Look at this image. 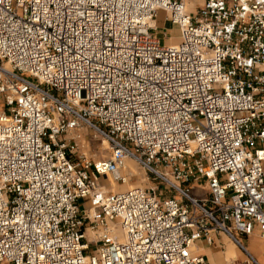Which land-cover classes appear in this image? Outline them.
Masks as SVG:
<instances>
[{
	"label": "built area",
	"instance_id": "1",
	"mask_svg": "<svg viewBox=\"0 0 264 264\" xmlns=\"http://www.w3.org/2000/svg\"><path fill=\"white\" fill-rule=\"evenodd\" d=\"M186 4L0 0V264H205L194 243L213 232L253 260L264 0ZM83 128L108 159L80 150ZM127 157L152 186L110 189L130 181Z\"/></svg>",
	"mask_w": 264,
	"mask_h": 264
},
{
	"label": "rangeland",
	"instance_id": "2",
	"mask_svg": "<svg viewBox=\"0 0 264 264\" xmlns=\"http://www.w3.org/2000/svg\"><path fill=\"white\" fill-rule=\"evenodd\" d=\"M187 4L190 7L191 13L196 10L198 6L201 5L202 0H186ZM156 35H158L163 43H174L178 40V37L180 35L179 30L176 26L171 25L168 21L165 20V14L164 12L160 11L158 13V16L156 18ZM167 32L168 37L163 35V32ZM172 42V43H171ZM82 138H81V151L86 154V156L91 160H106L109 157L110 150L108 149L107 142L99 136H94L93 131L83 128L82 129ZM132 160V159H130ZM128 167L133 170V172L129 171L130 173V181L126 185H132V186H139V187H149L154 184L155 181H153L151 178V175L149 173H145V171L142 169V167L136 163L135 161L128 162ZM110 189H115L116 191L119 190H125L124 184H117L113 183V181H110ZM173 192H163V195L170 196L173 195ZM198 195H203L202 191H199L197 193ZM80 203L82 205H85V200L81 199ZM90 251V250H89Z\"/></svg>",
	"mask_w": 264,
	"mask_h": 264
},
{
	"label": "crops",
	"instance_id": "3",
	"mask_svg": "<svg viewBox=\"0 0 264 264\" xmlns=\"http://www.w3.org/2000/svg\"><path fill=\"white\" fill-rule=\"evenodd\" d=\"M212 237L211 244L204 239L194 243L193 251L204 256L205 264H264V238L256 234L241 238L253 258L248 260L241 249L224 233L213 232Z\"/></svg>",
	"mask_w": 264,
	"mask_h": 264
},
{
	"label": "bare ground",
	"instance_id": "4",
	"mask_svg": "<svg viewBox=\"0 0 264 264\" xmlns=\"http://www.w3.org/2000/svg\"><path fill=\"white\" fill-rule=\"evenodd\" d=\"M185 9L188 11V10H190V7H189V5L188 4H186V6H185ZM173 44V43H172ZM108 145V144H107ZM108 147V146H107ZM130 159H132V158H129V157H127L126 159H125V169H129V171H131V172H133V170H131L129 167H128V162H132L133 163V161H135L134 159H132V160H130ZM136 162V161H135ZM137 163V162H136ZM113 183H115L114 181H113ZM129 183V182H128ZM127 183V184H128ZM127 184H124L125 185V188H127V189H129V188H131V187H139V186H132V185H128V186H126ZM113 191H116L115 189H112Z\"/></svg>",
	"mask_w": 264,
	"mask_h": 264
}]
</instances>
